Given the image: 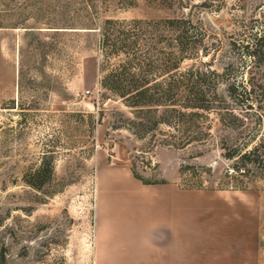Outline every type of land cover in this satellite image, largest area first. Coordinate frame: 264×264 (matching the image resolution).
<instances>
[{"label": "rangeland", "instance_id": "obj_1", "mask_svg": "<svg viewBox=\"0 0 264 264\" xmlns=\"http://www.w3.org/2000/svg\"><path fill=\"white\" fill-rule=\"evenodd\" d=\"M167 19L190 21L199 44L182 70L223 74L226 123L212 114L202 125L211 137L183 149L160 144L170 139L166 126L144 140L118 129L133 114L101 86L123 57L106 59L100 26ZM164 29L146 33L158 61L168 47ZM263 34L264 0H0V264H92L98 169L105 166L125 167L152 185L246 187L264 209V47L256 59L244 49ZM229 84L252 109L234 106ZM231 107L241 125L227 117ZM223 141L229 148L262 144L260 163L237 169L242 162L225 157ZM43 164L53 174L30 186Z\"/></svg>", "mask_w": 264, "mask_h": 264}, {"label": "crops", "instance_id": "obj_2", "mask_svg": "<svg viewBox=\"0 0 264 264\" xmlns=\"http://www.w3.org/2000/svg\"><path fill=\"white\" fill-rule=\"evenodd\" d=\"M101 174L92 264H264L258 192L147 185L125 167Z\"/></svg>", "mask_w": 264, "mask_h": 264}, {"label": "trees", "instance_id": "obj_3", "mask_svg": "<svg viewBox=\"0 0 264 264\" xmlns=\"http://www.w3.org/2000/svg\"><path fill=\"white\" fill-rule=\"evenodd\" d=\"M183 24L184 26H181ZM152 25H162L165 28L164 38L168 47L165 52H159L161 56L159 61V56L157 57L153 52L154 48L149 44L147 37L148 27ZM190 27V21L178 19L159 22L107 20L100 26L101 47L106 59L123 57V61L118 66L110 69L103 76L101 86L121 100L133 114V118L118 129L125 128L137 139L144 140L151 133H155L160 126H166L172 133L168 136L170 139H164L160 144L183 149L211 137L209 131H203L202 125L212 114L216 113L221 122L226 123V118L221 114L219 107L226 100L218 93L219 84L223 82L221 81L223 74L195 68L181 69L184 61L190 59L198 50L196 34L191 32ZM170 33L173 34L171 37L168 35ZM263 47L264 34L256 35L244 45V49L254 59L263 54ZM158 62L161 64L157 65ZM238 88L236 84H229L227 89L234 106L241 110L244 107L252 109V105L246 106L240 99L243 96L238 93L240 89ZM242 89L248 94L247 88L242 87ZM226 115L240 123L238 125L243 123L237 108H227ZM253 143V141L240 144L233 142L232 147L229 148L228 143L223 141L222 149L225 150L227 159L242 162L237 169L246 172L247 165L260 163L259 153L263 146ZM53 170L52 166L43 164L32 174L27 183L32 187L40 188L44 184L41 178L48 172L53 174ZM134 177L144 184H151L135 174Z\"/></svg>", "mask_w": 264, "mask_h": 264}]
</instances>
